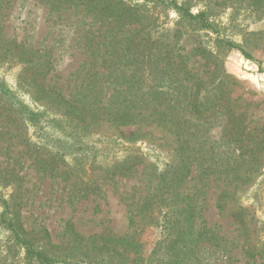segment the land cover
I'll use <instances>...</instances> for the list:
<instances>
[{"label":"rangeland","instance_id":"374dc122","mask_svg":"<svg viewBox=\"0 0 264 264\" xmlns=\"http://www.w3.org/2000/svg\"><path fill=\"white\" fill-rule=\"evenodd\" d=\"M174 1L205 11L215 30L190 22L169 0H0V214L6 200L28 232L21 236L59 261L97 264L98 253L84 255L79 244L92 247L87 238L100 233L129 234L145 255L164 254L166 234L145 224L139 207L151 171L178 163L177 128L166 121L170 111L157 121L155 112L124 126L93 123L79 142L62 137L18 106L45 109L31 93L30 70H47L36 79L67 97L87 71L139 69L148 53L158 67L167 57L185 60L194 74L180 71L183 87L169 98L186 103L179 131L190 163L184 185L196 191L195 230L203 232L200 264H264V0ZM195 47L213 60L191 55ZM207 100L218 105L202 115L191 108ZM131 130L133 139L120 136ZM127 156L136 157L132 168L112 175ZM0 264H30L26 245L1 220Z\"/></svg>","mask_w":264,"mask_h":264},{"label":"trees","instance_id":"16d2710c","mask_svg":"<svg viewBox=\"0 0 264 264\" xmlns=\"http://www.w3.org/2000/svg\"><path fill=\"white\" fill-rule=\"evenodd\" d=\"M169 3L177 10H182V14L190 22L199 24L202 28L215 30L214 24L208 20L205 11L192 13L187 6L177 5L174 0H169ZM105 10H109L108 7H105ZM118 16L120 20L123 14ZM123 22L128 23V18H125ZM232 46L241 50L246 58H252L246 50L238 45L232 44ZM197 52L202 54L206 61L213 60L212 51L195 47L190 54L193 55ZM148 58V53H144L141 59L143 65L139 69L87 71L82 77V80H86L85 83H73L72 91L67 97L58 89L49 85L45 86L41 79H36L37 75L45 77L48 73L47 70H33L32 67L29 74L31 93L36 94L35 98L43 100L45 109L39 112L27 108L21 103H18V106L33 125L41 119L46 127L54 129L62 137L78 142L82 140V136L88 134L89 125L93 123L107 120L115 126H124L138 122L139 118L147 120L148 116L154 115L155 112L159 117H152V120L157 121L170 111L172 115L166 121L176 124L179 160L178 163H168L161 171H151L148 190L139 207L143 222L158 227L160 233L166 234L164 254L157 255V248H153L145 255L142 244L129 234L100 233L87 238V240L96 242L92 247H89L86 241L80 242L79 245L84 255H87V252L92 249L96 254L98 253L97 264H200L199 257L196 255L198 249L195 247L202 240L203 232L195 230L196 191L187 192L184 185L190 173V163L186 161V133L179 131L186 122L184 112L180 114L185 109L186 103L181 105L177 98H169L179 94L183 87L176 85L182 78L177 76L180 71L185 75L187 72L192 76L191 78L194 74L192 69L186 67V61L178 57V59L167 57V63L162 67H158L156 61ZM29 61L31 60L29 59ZM31 62L33 65L37 63L35 60ZM85 75H87L86 78ZM109 83L113 85L108 87ZM207 101L208 106L204 109L198 107L199 105L195 102L190 105L198 115H202L208 108L218 105L217 100ZM136 133H138L136 130L127 133L120 131V136L128 141L133 139ZM135 158L127 156L120 161H115L110 169L112 175H124L132 168L130 160ZM2 204L6 210L0 214L2 225L12 233L15 239L26 245V258L29 259L30 264H69L35 248L32 241L21 236L28 232L21 226L19 219L13 213L7 212L9 210L8 202L4 200ZM164 238L162 241L165 240ZM160 244L161 242H158V247ZM115 257L118 258V261H114Z\"/></svg>","mask_w":264,"mask_h":264}]
</instances>
